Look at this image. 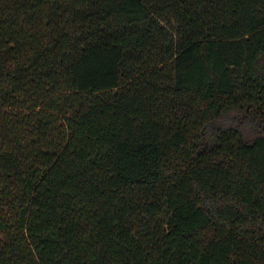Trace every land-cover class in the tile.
<instances>
[{
  "label": "trees",
  "instance_id": "trees-1",
  "mask_svg": "<svg viewBox=\"0 0 264 264\" xmlns=\"http://www.w3.org/2000/svg\"><path fill=\"white\" fill-rule=\"evenodd\" d=\"M0 264H264V0H0Z\"/></svg>",
  "mask_w": 264,
  "mask_h": 264
}]
</instances>
